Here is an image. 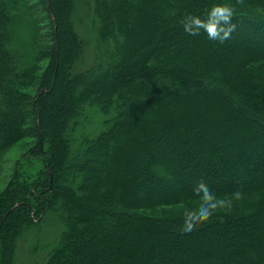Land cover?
Returning <instances> with one entry per match:
<instances>
[{
	"label": "trees",
	"instance_id": "trees-1",
	"mask_svg": "<svg viewBox=\"0 0 264 264\" xmlns=\"http://www.w3.org/2000/svg\"><path fill=\"white\" fill-rule=\"evenodd\" d=\"M40 1L50 48L18 66L8 10L21 4L0 0V162L21 140L36 141L27 153L36 166H17L0 194V264L14 263L24 230L48 214L65 230L41 264H264V46L255 43L264 41V0H93L86 18L97 48L82 71L91 45L75 0ZM216 3L234 8L247 44L184 32L185 14L204 18ZM200 181L217 197H242L191 233L183 218L140 214L200 201Z\"/></svg>",
	"mask_w": 264,
	"mask_h": 264
},
{
	"label": "rangeland",
	"instance_id": "rangeland-1",
	"mask_svg": "<svg viewBox=\"0 0 264 264\" xmlns=\"http://www.w3.org/2000/svg\"><path fill=\"white\" fill-rule=\"evenodd\" d=\"M19 1L21 6L17 10V12H12L8 10L10 15L12 16L11 20L8 21V23L12 32L11 48H13L15 54H18V56L21 59L18 66H21L22 63L23 66H26L30 62L31 64L33 63L32 55L29 56L31 52H34V59H35V55H37L38 57V55L41 56L48 52L50 48V42H49L50 38L48 36L49 23L44 13H42V11L40 10L41 8L40 0H19ZM93 4H94L93 0H75V10L73 11V16L76 19L77 23H80L81 22L80 19L81 17H83V21L85 24V28L80 26V24H77L78 32H80L81 36L84 38V41L86 40V43H88L87 46L89 44L91 45L90 47L91 49L88 50L91 52H87L86 50V53L84 54L85 60L83 61L84 65H82V67H78V71L87 69L90 60L93 58L94 49L97 48V45L91 44L90 42V37H89L90 35L88 34L89 32L88 30L89 28L92 27L91 24L88 23L87 21V19L89 18H86V15L88 14V10L90 7H91L90 12L92 13ZM31 24L33 26L32 28L36 30V36L35 38H32V40L29 38L32 29L30 27ZM238 27L240 26L236 25V29L231 35L240 38L239 44L240 43L247 44L248 43L246 42L247 38L250 39V37L245 38L244 35L240 36ZM201 32L205 33L204 31ZM141 40H143V36H141ZM255 43L258 46H264V41H261L259 39L257 40L255 39ZM249 45L251 44L249 43ZM187 53L188 52H186V54ZM35 64L38 69L37 75L41 76L47 65V60H41L39 62H36ZM245 74L247 75V73ZM261 74H264V72H262ZM241 75L243 74H240V78L242 77ZM237 76L238 77L235 78H239L238 74ZM218 77L219 75L217 76L215 75V78L211 76L210 78L208 77L204 80L207 83H212L211 81L213 80L211 79L214 78V80H216ZM221 91L222 94L224 95L226 94L225 88H222ZM23 92L29 96H32L34 94V91L31 88H25ZM236 104L239 106V102H236ZM84 111L91 112L92 110H89L88 108H84ZM93 114H95V117H93L91 122L94 123L95 126L92 129V132L96 134L100 130H103V127L100 126V120L98 119L100 117L99 116L100 114L98 113H93ZM89 116L92 115L90 114ZM35 142L36 141L32 137L23 139L16 145H14L8 152H6L2 156L0 162V194L3 193V191L7 188L8 184L10 183L14 175V172L17 169V166L19 165L23 166V168H21L22 172L24 171V169L27 168V166L30 167L29 162L26 163L27 165L25 164V160L30 161V163L33 162V165L36 166L35 165L36 161H34L35 158L32 157L31 159V157L29 156L30 154H27L28 151L33 148ZM25 154H27L29 158L24 159L23 157ZM97 163L98 160H96L95 164ZM158 163L159 162L155 163L154 166L158 165ZM95 164L94 166L89 165L88 169L94 170ZM159 164H161V162ZM156 169L151 168V170L154 173L158 174ZM183 174H184V170H183ZM184 178L192 179V176L188 175L187 177ZM150 185H151L150 189H153L154 191H158L157 184L155 185L150 184ZM164 192L168 194V191L167 192L164 191ZM198 205H199V201H194L192 203L188 202L173 206H161V207H156L154 209L140 211V214L152 218L179 219V218H183L182 214L185 208H193V207H197ZM59 222L60 221H58L53 215L48 214V215H44L42 219L34 227L25 229L22 236L20 237L21 239L17 246L18 250L15 253L13 264H41L42 262H44L47 258L48 253L59 244L62 236L61 234L65 230L61 226V224H59ZM106 230L107 231L104 234V238L109 240L113 234V231H111L110 228H107ZM229 230L231 231L232 228ZM102 245H103L101 250L102 253H104V251L110 250V246L107 243H102ZM69 258L73 259V257L71 256H69Z\"/></svg>",
	"mask_w": 264,
	"mask_h": 264
},
{
	"label": "clouds",
	"instance_id": "clouds-1",
	"mask_svg": "<svg viewBox=\"0 0 264 264\" xmlns=\"http://www.w3.org/2000/svg\"><path fill=\"white\" fill-rule=\"evenodd\" d=\"M233 15L232 6L216 3L205 10L204 18L187 13L180 23L187 34L197 36L203 30L209 40L224 44L231 39V34L236 29V25L232 22ZM193 191L200 197L199 205L184 209L182 232L191 233L217 212L230 211L233 207V199L239 200L242 197L239 190L233 193V197H217L203 181L198 182Z\"/></svg>",
	"mask_w": 264,
	"mask_h": 264
}]
</instances>
